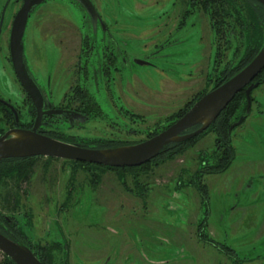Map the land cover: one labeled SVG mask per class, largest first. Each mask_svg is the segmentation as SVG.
Returning a JSON list of instances; mask_svg holds the SVG:
<instances>
[{"label":"rangeland","instance_id":"1","mask_svg":"<svg viewBox=\"0 0 264 264\" xmlns=\"http://www.w3.org/2000/svg\"><path fill=\"white\" fill-rule=\"evenodd\" d=\"M4 1L0 0V11ZM162 1L110 0V14L116 16L117 4L125 6L130 14L124 37H137L141 29L143 38H152L169 15L152 21L161 5L166 8ZM174 5L184 7L182 0H174ZM190 5L199 13L201 5L205 12L212 11L211 22L219 27H210L202 12L201 24L194 14L179 29L168 19L161 32L169 35L171 45L160 48L142 40L141 51L157 48L155 56L148 65L123 72L124 82L137 80L136 101L156 106L151 110L154 118L136 123L127 118L124 128L114 119H97L78 129L77 135L112 143L142 139L143 133L130 136V130L151 127L168 115L172 120L180 106L190 108L215 85L221 69L261 46L258 19L244 0H185V13ZM133 7L137 18L131 15ZM13 10L10 7L7 13L12 15ZM5 35L3 30L1 42L7 53ZM36 59L31 60L37 70ZM2 68L0 58V83L6 85ZM7 95L16 98L12 91ZM251 95L255 101L248 117L231 132L235 158L222 172L204 173L224 163L213 127L168 154L131 168L35 156L0 165V213L14 217L45 264L62 262V240L68 245L69 264H264V83ZM242 110L240 106L234 118ZM4 122L0 117L1 131L7 127ZM196 186L207 191V205ZM0 264H11L1 251Z\"/></svg>","mask_w":264,"mask_h":264},{"label":"flooded vegetation","instance_id":"2","mask_svg":"<svg viewBox=\"0 0 264 264\" xmlns=\"http://www.w3.org/2000/svg\"><path fill=\"white\" fill-rule=\"evenodd\" d=\"M29 1L31 2L32 0H5L0 11V58H2L3 67L1 71L4 72L6 77V85L0 83V117L5 121L4 124L6 123L7 125L3 131L0 130V136L17 126L22 129H32L35 124H37L40 133L53 138L68 142H77L83 144L85 147H116L134 144L153 137L166 129L185 113L184 103L178 108L180 114L176 115L175 118L169 120L168 117L170 115H168L164 120L153 124L151 127L130 130V136L140 133H143L145 136L142 139H128V142L123 141L124 143L102 142V140L99 139L87 140L83 138V136L76 134L78 129L97 119L101 121H111L114 119L115 122L120 123L124 128V121L127 118L131 120L130 122L135 123L137 121L139 122V120H148L150 117L154 118L155 114L151 113V110L156 109V106L152 102H147L146 105L136 101L138 91L136 92L134 89H136L138 85L137 80L134 77L130 78V82L133 80V84L132 82H124L122 79L123 72L126 70L129 71L128 69H132V67L136 65H148L149 61H151L149 58L155 56L154 52L157 48L150 53L141 51L140 46L142 40L154 41L153 44L155 47L160 46V48L171 45L169 35L161 32L163 28L165 29L167 27L168 19H171V24L176 23L175 27L179 29L182 28L186 20L194 14L201 24L202 17L199 16L202 12L208 15L209 26L211 27V25H214L215 28H218V23L211 22L213 18L210 13L212 14V11L205 12L206 9L201 5L200 8H202V10L199 13V10L195 9L194 5H190L188 9L190 12L188 11L185 13V0H182L184 4L183 8L174 5V0H164L162 3H166V8L162 9L165 6L161 5L159 8L161 10L158 12L159 14L152 17V21L155 22L159 19L158 16L161 14L169 13L166 18L167 20L163 24L164 27L154 30L152 26L150 28L152 31L154 30L152 38H143L141 36V29H139L136 31L140 32L138 35L139 37L127 39L124 37V33L127 30L125 20L126 14H130V12L126 10L125 6L120 7V5H118L120 4L119 1L117 6L113 7L116 14L115 17H111L110 14V0H38V3H31L32 5L29 4ZM244 1L249 5L251 10H253L254 0ZM167 2H169V5ZM25 3L29 4L28 9L30 7V12L25 22L22 38L23 55L27 71L38 91L37 104L34 103L30 94L19 81L13 66L10 49V35L15 16ZM258 5H260V3H258ZM10 7L14 9L12 15L7 13ZM143 7L146 8L147 6L144 5ZM153 7L157 8L158 6L156 5ZM175 7L177 8L176 13H178L176 21L174 20ZM134 12L135 14L131 13V15L137 18L139 12L135 8ZM170 13H172L171 18L169 17ZM257 21L259 23V19ZM29 29H33L35 32L30 34ZM3 30L5 34H7V37L5 35L6 42L4 44L7 53L3 52V44L1 42ZM216 31L218 32V29ZM261 33L263 44V30ZM158 36H160V40H158ZM216 38L217 35L212 40L214 52L215 48L218 46L216 45ZM30 57L32 60L37 58L36 60L39 63L37 64V70L35 68L33 69ZM243 58L244 56L234 66L221 69L219 74L220 77L221 73L226 68H236ZM132 73L130 77L133 75ZM220 77H217L215 85L211 89L217 86ZM254 81L259 82L258 86L261 85L264 83V75L262 79L258 80L257 78V80L254 79ZM9 91L15 94L16 98L14 101L11 95H7ZM252 91L250 93V98ZM5 93L7 94L5 95ZM254 101V98L251 99V105ZM19 103L25 107H19ZM147 110L149 111L147 112ZM181 110L183 111L181 112ZM239 116L240 115H238V117ZM197 127L198 126H195L188 131H193ZM231 132L228 133V137L230 145L235 152L231 143ZM183 143L185 142L169 144L165 152L159 154L150 161L171 152L173 145L177 147ZM31 157L5 158L0 160V165L24 161ZM204 167L205 165H203V169ZM208 170L211 171L210 169ZM207 173L217 174L215 172ZM196 190L200 193L199 186H196ZM201 199L203 201V195ZM18 227L19 226L14 223V217L12 215L2 216L0 213V232L26 244L31 248L42 264H45L35 253L33 246ZM59 233L62 236L61 231H59ZM62 244L64 253L60 264H64L65 262L69 264L68 245L65 240H62Z\"/></svg>","mask_w":264,"mask_h":264},{"label":"water","instance_id":"3","mask_svg":"<svg viewBox=\"0 0 264 264\" xmlns=\"http://www.w3.org/2000/svg\"><path fill=\"white\" fill-rule=\"evenodd\" d=\"M39 1L32 0L29 1V4L32 5L31 3H38ZM254 1L260 3L264 9V0ZM29 4L25 3L15 16L10 35V49L13 66L19 81L30 94L34 103L37 104L38 91L27 71L22 44L25 22L30 12ZM263 70L264 43L244 67L203 94L166 129L146 140L129 145L94 148L44 135L38 131L37 124L32 129H22L17 126L0 136V160L15 157L50 156L111 167L139 166L161 154L169 144L186 141L206 130L234 96L244 89L245 112L231 123L228 128V133H230L249 114L251 108L250 93L259 84L254 79ZM195 126H198L195 130L188 131ZM0 251L15 264H42L30 247L1 232Z\"/></svg>","mask_w":264,"mask_h":264},{"label":"trees","instance_id":"4","mask_svg":"<svg viewBox=\"0 0 264 264\" xmlns=\"http://www.w3.org/2000/svg\"><path fill=\"white\" fill-rule=\"evenodd\" d=\"M253 11H254V13L256 15V18L259 19V25H261L259 27L261 28V32H262V30L264 31V25H263V22H264V9H263L262 6L258 5V3L254 1ZM257 50L254 53L252 52V53L245 54L243 60L239 63V65L236 68H234V69H227L226 68L221 73V77H220V80L218 81L217 85H219L220 83H222L223 81H225L226 79L231 77L233 74H235L239 69L244 67L252 59V57L255 55ZM260 75H261V73H260ZM260 75H258L255 79L257 80V78H258V80H260L262 78V77H260ZM206 92L207 91H205L203 94H205ZM251 99H253L252 95H251ZM240 106H243V110H242V112L239 115L243 114L245 112V108H246V98H245L244 89L240 90L234 96V98L227 104V106L220 112V114L217 116V118L208 127V128L213 127L214 132L217 135L216 146H217V148L219 150H222V154H223L222 161L224 163L222 165H220V167H218V170H215V171H213L212 168L210 169L211 171H208V169H205V171H204L205 173H207V172H215V173L222 172L225 169H227L228 166L232 163V161L234 159L235 152H234L233 148L230 145V141H229V137H228V132L227 131H228V128L231 125V123L238 118V116L236 118H234V115L236 114V112H237V110H238V108ZM187 110H188V108L185 109V112ZM194 138H192L190 140H186L184 142L186 143L187 141H192ZM180 145H182V144H180ZM168 147H169V145L167 146V148ZM175 147L176 146L173 145L172 148H175ZM167 148L165 150H163L162 153L165 152L167 150ZM200 187H199V191L203 195V201L205 202V205H207V199H208L207 191L202 188L203 189V192H202L201 191L202 189ZM206 213H208V212H206ZM40 259L42 260L41 257H40ZM10 262H11V264H15L11 259H10Z\"/></svg>","mask_w":264,"mask_h":264}]
</instances>
